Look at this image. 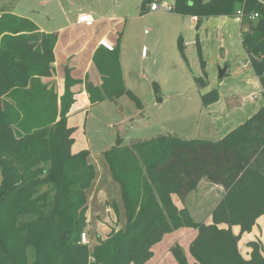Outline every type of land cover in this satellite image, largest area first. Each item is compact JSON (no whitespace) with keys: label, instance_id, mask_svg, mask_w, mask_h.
<instances>
[{"label":"trees","instance_id":"1","mask_svg":"<svg viewBox=\"0 0 264 264\" xmlns=\"http://www.w3.org/2000/svg\"><path fill=\"white\" fill-rule=\"evenodd\" d=\"M151 1L143 0L141 14ZM240 9L242 45L264 95V1L174 0V12L196 16L198 24L236 16ZM254 13L258 18H249ZM57 39L28 17L0 16V264H145L154 245L180 228L198 230L190 246L194 264H264L258 241L248 242L250 258L239 249L242 235L264 216V105L219 140L163 134L105 151L121 186L127 228L99 235L93 247L82 243L87 190L97 172L88 149L73 151L76 127L68 118L76 102L72 87L81 80L66 67L59 97L53 66ZM120 58L119 45L101 46L94 62L109 76L105 82L117 88L111 97L126 93L140 104L123 84ZM201 66L203 75L195 81L203 89L208 86L203 59ZM154 86L158 97L160 87ZM202 99L205 106L215 103L219 91L212 88ZM205 178L224 189L209 223L174 202V195L186 202ZM233 226L240 227L238 234ZM172 252L180 264H190L181 245Z\"/></svg>","mask_w":264,"mask_h":264},{"label":"rangeland","instance_id":"2","mask_svg":"<svg viewBox=\"0 0 264 264\" xmlns=\"http://www.w3.org/2000/svg\"><path fill=\"white\" fill-rule=\"evenodd\" d=\"M47 1L49 0H0V14L9 12L29 16L40 13L43 16L44 12H51L54 17L60 14L62 8L67 9L71 1L76 2L77 7L78 5L84 7V2L81 0H53L44 6L43 4ZM59 1H61L60 5ZM142 1L132 0L127 10L130 15L137 17L130 19L129 22L135 23L139 32L138 51L134 59V70L138 80L134 86H128L126 81L132 83L134 79L124 78L126 88L137 96L140 104L124 93L113 100H107L84 113L73 116L69 121V125L76 127L73 151L88 149L90 151L88 161L94 165L97 172L93 184L87 190V217L92 247L97 243L100 224H107L110 233L112 229H126L128 223L121 186L112 176L105 151L117 145L118 142L129 144L133 139H151L163 134L175 135L183 139H220L214 136V128L210 126L211 122L206 123L198 109L201 105V98L194 80L200 75V56L195 47L191 45L187 48L189 52L187 60L180 48L181 41L184 44V41L192 39L193 29L189 27L187 21L182 19L183 21L180 22L182 30L176 36H172L171 32L158 30L169 25L168 19L171 18L172 12L158 11L141 15ZM153 1L159 5L164 3L171 5L174 2V0ZM123 41L121 50L125 48L126 35ZM134 42L129 41V49L133 45L136 46ZM144 45H147V58L142 59L141 51ZM229 61L228 63L233 67L242 66L241 61L235 64ZM227 66V63L222 66L214 65L216 70L211 79L212 83L220 84L221 81H225L227 77L220 78V70ZM153 81H157L160 86L159 98L155 95ZM209 128L212 131H209ZM2 178L0 172V183ZM223 192L220 185L213 184L205 178L186 202H179L177 195L174 197L177 201L176 205L180 208L187 207L195 220L209 223L212 220V210ZM260 226L261 228L255 227L256 235L248 241H258L264 253L262 223ZM85 231L88 232L87 229ZM233 231L238 234L234 226ZM109 233H106V236ZM197 235L196 228L177 229L167 233L159 243L154 245L153 255L145 264H180L172 252V247L176 244L181 245L189 263L194 264L196 261L190 246ZM240 241L239 248L243 255L248 248L252 250L248 243Z\"/></svg>","mask_w":264,"mask_h":264},{"label":"crops","instance_id":"3","mask_svg":"<svg viewBox=\"0 0 264 264\" xmlns=\"http://www.w3.org/2000/svg\"><path fill=\"white\" fill-rule=\"evenodd\" d=\"M81 1L84 2V7L79 5L77 7L76 2L73 3L71 1L69 2L67 9L62 8L60 14L54 17H52L51 12H44L43 16L40 13L23 16L32 19L42 32L56 33L58 35L54 50L55 62L53 63V66L56 71L55 78L57 81L59 97L65 92L66 67L70 68L71 76L74 79L81 80V83L72 87V91L76 93V102L73 104L69 113L68 124H70L69 121L73 116L84 113L90 108L107 100H113L116 98L111 97L109 94L115 93L117 88H114L105 82V76L108 75L101 72L94 62V56L101 46L106 47L105 44H110L115 48L119 45L121 49L124 42L123 38L126 35L125 48L121 50L123 84L125 86L124 78L129 80L131 78L134 79L132 83L131 81L125 80L128 82L126 83L128 86H134L138 80L136 78V71L134 70V59L136 56L135 54L138 51L139 32L136 24L129 22L130 19L137 17L130 15V12L128 13L127 11L129 9L128 4L132 0ZM49 2H53V0H49L43 5L46 6ZM60 2L61 1L58 3L59 5ZM142 3L143 1L141 2V8ZM152 3H155V1L152 0L150 4H147V13L158 12L150 10ZM171 5L174 6V2ZM3 13H1L0 16ZM81 14L93 15L95 17V22L92 25L81 23L79 21ZM182 19L187 21L189 27L194 31L192 39H190V41H184L183 44L186 59L188 60L189 54L187 48L193 45L200 56L199 76L203 75V69L201 66L202 59L206 63L208 86L200 89L197 83L194 82L201 98V105L198 109L201 112V116L204 117L205 122H211L210 126L214 128V136L221 139L240 124L244 123L264 105L261 82L254 69L251 67L248 56L242 45L241 19L236 16H217L203 19L200 24H198V17L184 16L172 11L171 18L168 19L169 25L164 29L159 28L158 30L169 33L171 32L172 36H176V34L178 35L182 30L180 27ZM130 40L135 41L134 44L136 45H133L131 49L128 48ZM146 48L147 45H144L142 49L143 51H141L142 59L147 58ZM199 52H201L202 55H200ZM229 60H231V63L233 64L241 61L242 66L233 67V65L228 63ZM225 63L228 64L225 73L227 78L224 82L221 81L220 84L217 82L212 83L211 79L216 70L214 65L217 66L218 64L219 66H222ZM231 67H233V69H231ZM48 80L49 79L44 78V81ZM155 82L157 83V81H153V86ZM212 88H216L219 91L220 99L215 103L205 106L202 95ZM209 131L212 130L210 129ZM209 134L210 133H208V135ZM174 202H177L175 197ZM179 202L182 201L179 199ZM261 223L264 229V216L257 220V224L253 227L251 232H246L242 235L243 239L241 240L247 244L249 238L256 235V232H254L255 227L259 226L261 228ZM109 229L110 228L107 224H100L97 237L100 235L102 238H105L106 233H109ZM87 230V233L89 234V227ZM234 230L239 233L240 227L234 226ZM245 238L248 239L245 240ZM251 251L252 250H249L248 248L245 250V255L243 256L245 258H250L249 254H251Z\"/></svg>","mask_w":264,"mask_h":264},{"label":"built area","instance_id":"4","mask_svg":"<svg viewBox=\"0 0 264 264\" xmlns=\"http://www.w3.org/2000/svg\"><path fill=\"white\" fill-rule=\"evenodd\" d=\"M260 1H264V0H260ZM150 10L152 11H167V12H172L174 11V6L170 5L168 3H164L162 5H159L158 3H152L150 6ZM236 16L240 19L244 18V11L242 9L237 11ZM258 14L254 13L252 14L249 18L251 19H256L258 18ZM79 21L81 23L87 24V25H92L95 22V17L91 14H81L79 17ZM105 46L109 49V50H113L114 46L110 45V44H105ZM82 243L84 244H90V237L89 234L87 233V231H84L82 233Z\"/></svg>","mask_w":264,"mask_h":264},{"label":"water","instance_id":"5","mask_svg":"<svg viewBox=\"0 0 264 264\" xmlns=\"http://www.w3.org/2000/svg\"><path fill=\"white\" fill-rule=\"evenodd\" d=\"M226 71H227L226 68H223L220 70V78H223L225 76ZM121 144H122V142H118L117 146H119Z\"/></svg>","mask_w":264,"mask_h":264}]
</instances>
